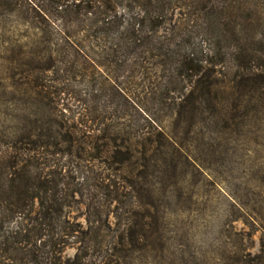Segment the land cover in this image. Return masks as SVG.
I'll return each instance as SVG.
<instances>
[{
    "label": "rangeland",
    "instance_id": "obj_1",
    "mask_svg": "<svg viewBox=\"0 0 264 264\" xmlns=\"http://www.w3.org/2000/svg\"><path fill=\"white\" fill-rule=\"evenodd\" d=\"M12 1L14 11L0 9V131L23 144L32 129L35 146L49 140V127H62L63 136L76 139L66 143L61 137L55 151L36 150L45 164L62 165L70 188L78 191L54 227L42 226L55 238L45 237L39 260L237 264L231 257H244L258 263L264 242V96H232L226 89L215 114L206 89L191 93L206 69L196 77L172 73L176 64L125 59L123 48L114 54L96 41L60 51L49 44L48 26L35 6L46 10L47 1ZM236 2L237 27L252 24L264 41V0ZM193 30L182 49L206 53L203 35ZM258 49L264 54V43ZM224 67L218 78L228 85L237 71L230 60ZM239 97L243 106L231 111ZM38 214L36 204L27 217L3 215L2 264H32L20 262L26 251L5 253L3 244L19 227V247L35 248Z\"/></svg>",
    "mask_w": 264,
    "mask_h": 264
},
{
    "label": "trees",
    "instance_id": "obj_2",
    "mask_svg": "<svg viewBox=\"0 0 264 264\" xmlns=\"http://www.w3.org/2000/svg\"><path fill=\"white\" fill-rule=\"evenodd\" d=\"M46 1L50 5L46 6V10L35 6L42 13V22L48 26L49 44L61 47L60 51L66 46L96 41L115 49L114 54L123 48L122 57L125 59L131 56L145 61L156 59L164 68L176 64L174 69L169 68L172 73L181 71L196 77L206 69L204 82L197 80L191 93L195 97L200 87L206 89L210 108L215 114L220 113L219 97L226 93V89L232 96L237 92L252 98L257 92L264 96V65L257 64L264 59V54L258 49L264 41L257 40L252 24L237 27L239 15L235 12L239 8L236 0ZM14 6L12 0H0V9L14 11ZM249 18L250 22L254 21ZM193 29L203 35L208 45L206 53H199L194 48L182 49L184 43L190 42ZM60 51L58 56L66 58L68 54ZM229 60L237 72L225 85L218 75ZM239 98L231 101L228 106L231 111L243 106ZM249 107L245 105L247 110ZM220 119L219 122L223 120ZM60 129L49 127L45 134L42 133L49 140L38 146L30 139L32 129L26 131L28 134L23 144L0 131V220L5 213L12 217H27L34 206L39 205L40 227L36 230L35 248L19 247L21 242L17 240L22 231L19 227L16 231H8L10 236L5 237V253L27 252L23 253L25 256L20 262L31 259L32 264H47L39 260L38 252L46 245L45 237H49L48 242L55 237L46 234L43 227H54L56 221L63 217L70 199L78 194L66 181L69 175L64 173L62 165H47L35 155L37 147L58 150L61 137L66 143L76 141L72 134L63 136L64 128ZM20 130L23 131V128ZM1 226L2 223L0 232L3 229ZM10 237L13 240L11 243ZM231 259L237 264H264V242L258 263H251L244 257ZM104 264H110V261Z\"/></svg>",
    "mask_w": 264,
    "mask_h": 264
}]
</instances>
